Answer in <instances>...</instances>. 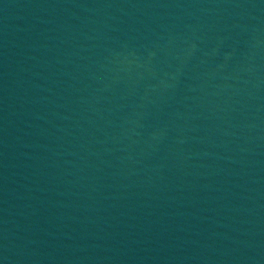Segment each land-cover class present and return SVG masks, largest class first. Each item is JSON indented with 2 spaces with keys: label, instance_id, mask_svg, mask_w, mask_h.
<instances>
[{
  "label": "water",
  "instance_id": "95a60500",
  "mask_svg": "<svg viewBox=\"0 0 264 264\" xmlns=\"http://www.w3.org/2000/svg\"><path fill=\"white\" fill-rule=\"evenodd\" d=\"M264 120V0H0V264H66Z\"/></svg>",
  "mask_w": 264,
  "mask_h": 264
}]
</instances>
